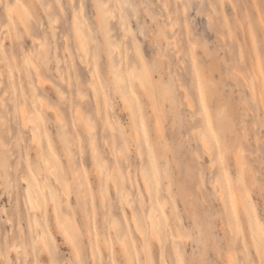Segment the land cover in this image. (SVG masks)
<instances>
[{
  "label": "rangeland",
  "instance_id": "rangeland-1",
  "mask_svg": "<svg viewBox=\"0 0 264 264\" xmlns=\"http://www.w3.org/2000/svg\"><path fill=\"white\" fill-rule=\"evenodd\" d=\"M14 1L0 0V159L6 175L4 185L0 165V264H264V0H107L109 35L125 56L121 76L133 84L127 95L135 99L134 118L112 86L95 0H42L55 19L52 25L38 0H18L30 34L7 9ZM74 13L87 34L86 59L78 56ZM160 33L165 39L154 37ZM27 54L39 62L40 82ZM128 66L150 93L138 80L130 81ZM23 106L34 123H22ZM207 110L223 123L217 136L227 146L226 161L208 130ZM35 123L40 142L32 139ZM134 128L138 140L127 143ZM201 134L209 151L203 150ZM230 147L244 162L241 175ZM40 152L54 173H33ZM54 177L67 237L57 230L49 207L44 222L51 200L40 186ZM28 182L40 208L37 230L47 235L48 247L41 248L29 228ZM233 192L251 211L252 235ZM149 209L159 219V239L151 237ZM133 214L144 234L134 229ZM119 233L129 244L123 251ZM103 236L111 249L101 244Z\"/></svg>",
  "mask_w": 264,
  "mask_h": 264
},
{
  "label": "bare ground",
  "instance_id": "bare-ground-1",
  "mask_svg": "<svg viewBox=\"0 0 264 264\" xmlns=\"http://www.w3.org/2000/svg\"><path fill=\"white\" fill-rule=\"evenodd\" d=\"M39 2H40V5L42 6V9L47 13V17H48V21L50 22V25H52V22L53 21H55V19H53V18H51V16L48 14V8H49V5L48 4H44L43 2H42V0H38ZM71 2H73L72 0H70ZM106 1L107 0H105V1H102V0H95V2H96V8H97V15H98V19H99V21H100V23H101V28L103 29V32H104V36H105V39H106V44H107V47H108V49H109V57H110V59H111V75H112V86H113V88H114V90H115V92L117 93V95H119V98H120V100H121V102H122V105L124 106V108H127L129 111H130V114L133 116V118H134V113L132 112V110H133V106H132V102L135 100V99H133V97L131 98L130 96H128L127 95V90L129 89V88H131L132 86H133V84H128V83H126V82H124V78H123V76H121V70H123V67H122V65L123 64H125L124 62H125V56H123L120 52H119V50H116L117 48L116 47H118L117 45H116V43L114 42V41H112L111 40V38H110V35H109V29H108V25L109 24H107V23H109V21H107L108 20V18L111 16H109V17H106V14L108 15V12H111L109 9H108V6H106ZM107 3H108V1H107ZM105 5V6H104ZM21 6H20V2L18 1V0H15L12 4H10L8 7H7V9H8V11H11V12H14L15 13V16L19 19V22L22 24V26H23V28H24V30L26 31V33L27 34H30V27H29V25H28V23H27V21L24 19V17H23V14H22V12H21ZM113 11V10H112ZM147 13H148V11H147ZM148 16H149V13H148ZM112 17V16H111ZM110 17V18H111ZM152 16H150L149 18H151ZM154 17H155V15H154ZM168 17V16H167ZM166 17V18H167ZM156 18V17H155ZM169 18V17H168ZM151 19H153V17L151 18ZM150 19V20H151ZM156 20H157V18H156ZM155 22V21H154ZM155 24V23H154ZM175 24V23H174ZM10 25H11V22L10 21H7L6 23H4V26L6 27H4L5 29H6V32H7V35H11V27H10ZM121 25V24H120ZM156 25H158L157 26V28H158V30L160 31L161 30V28H160V26H159V23L158 24H156ZM174 26V25H173ZM173 26H171V27H173ZM72 27L74 28V32H76L75 33V38H76V40H77V42H78V45H79V47H80V52L78 53V56H79V59H82L83 57H85V59H86V57H87V49H86V41H87V34H86V32H85V29H84V26H83V22L79 19V17L77 16V14L76 13H74L73 14V17H72ZM166 27V26H165ZM72 28V29H73ZM170 28V27H169ZM159 31H157V32H159ZM156 32V33H157ZM160 32H162V31H160ZM153 33V32H152ZM151 33V34H152ZM163 33V32H162ZM162 34L160 33V34H158V35H156V36H154V37H157V39H158V36H161ZM112 36V35H111ZM163 36V38H164V35H162ZM166 37V36H165ZM173 37V36H172ZM112 38H114L113 36H112ZM115 39V38H114ZM165 39V38H164ZM163 39V40H164ZM174 39V38H173ZM173 39H171V41L173 40ZM154 41H155V39H153ZM158 42V41H157ZM162 42V41H161ZM174 42V41H173ZM160 43V42H159ZM39 44H41V42H39ZM172 44V43H171ZM174 44H175V42H174ZM124 46V45H123ZM125 47V46H124ZM124 47L122 48V49H124ZM175 47V46H174ZM88 48V47H87ZM159 48H160V46H159ZM162 48V47H161ZM165 48V47H164ZM168 48V47H167ZM115 50H116V52H115ZM162 50V49H161ZM81 52L83 53L82 55L83 56H80V54H81ZM161 52V51H160ZM163 52V51H162ZM161 52V53H162ZM29 55L31 54V53H28ZM27 54V57H28V59H29V62H31V65H32V69H33V71L35 72V74H36V77H37V80H38V82H40L39 81V79L38 78H40V77H42L41 75H40V65H39V62H38V60L37 59H35V60H32L31 58H32V56H30L29 57V55ZM160 55V54H159ZM161 55H163V54H161ZM177 55V54H176ZM164 56V55H163ZM161 57V59H162V56H160ZM177 57V56H176ZM35 57H33V59H34ZM133 58V57H132ZM166 58V57H165ZM3 59V58H2ZM84 59V60H85ZM134 61V59H131V61ZM12 61H13V63L15 64V66L16 67H18V64H17V62H16V60L13 58L12 59ZM87 61V60H86ZM181 61V60H180ZM88 63V62H87ZM142 63V62H141ZM139 65V64H138ZM96 66V65H95ZM143 66V65H142ZM125 68V67H124ZM2 71V70H1ZM1 71H0V74H1ZM126 71V70H125ZM128 71L130 72L129 74H130V81L131 80H134V79H136V80H138L139 82H138V84H140L141 85V87L143 88V90H144V92L145 91H147V92H149L150 90L147 88L148 86H146V83H143V81H142V78H140V75H138L137 73H136V71H133V69H132V67L131 66H128ZM144 71H145V68H144ZM97 72H98V70H97ZM197 73H199L198 72V70L196 69V74ZM94 74V73H93ZM97 76H98V74H97ZM99 78V77H98ZM43 79V78H42ZM41 78H40V80H42ZM126 80H127V78H125ZM42 82V81H41ZM198 84H199V86H200V98L202 99V101H204V103H206V98H205V96H206V90H205V88H204V86H203V83H202V81L200 82V78H199V76H198V82H197ZM92 85V84H91ZM139 85V86H140ZM93 89V88H92ZM132 89V88H131ZM148 89V90H147ZM152 90V89H151ZM61 92V91H60ZM95 93V92H94ZM150 93V92H149ZM96 94V93H95ZM96 103V102H95ZM202 103V102H201ZM136 105V104H135ZM207 107V106H206ZM25 108L27 109V107H25V106H23L21 109H20V119H21V121H22V123L25 125V124H27V122H32V123H34V121H32L33 119H32V115L31 114H29V115H31V117L27 114V110H25ZM99 113V112H98ZM197 114V113H196ZM131 116V117H132ZM130 117V118H131ZM32 120H31V119ZM132 118V119H133ZM62 119V118H61ZM157 119V118H156ZM31 120V121H30ZM86 120V119H85ZM158 120V119H157ZM36 121V120H35ZM206 121H207V125H208V130L210 131V133H211V135H213L215 138H216V140L218 141V151H219V153L221 154V157L222 158H224V160L226 159L225 157H226V152H227V146L226 145H224L222 142H221V138L220 137H218L217 135L220 133V130L223 128V123L220 121V120H218V119H216L215 118V116L213 115V114H210V112H209V110H207V112H206ZM86 122H88V121H86ZM133 123H134V120L132 121ZM158 123V122H157ZM37 123H35V124H32V126H31V135H32V139L33 140H35V142H36V140L38 141V142H40V140H39V135H38V132H37V130H35V128L33 127V126H35ZM87 124V123H86ZM85 124V125H86ZM159 124V123H158ZM132 125V124H131ZM86 126H89L88 124L86 125ZM133 127H134V125H133ZM87 128V127H86ZM159 128H160V125H157V129L156 130H159ZM133 129V128H132ZM64 130V129H63ZM65 131V130H64ZM66 132V131H65ZM65 132H63V134H62V138H63V143H64V150H65V153H66V156H67V160H68V162L70 163V161H72V155L70 154L71 152H70V150H69V147H68V145L69 144H67L68 143V138L66 137V134H65ZM136 129L134 128V131H132L131 133H129L128 135H127V137H126V141H127V143L128 142H137V140H138V133L136 134ZM199 132V131H198ZM201 132V131H200ZM46 134H47V132H46ZM202 136H201V139H202V143H203V147H204V149L203 150H205V151H209V149H208V147H207V141L205 142V139L204 138H206L205 137V135L204 134H201ZM47 136H48V134H47ZM200 137V136H199ZM204 137V138H203ZM31 139V140H32ZM199 139V138H198ZM207 140V139H206ZM47 142V141H46ZM70 142V141H69ZM106 142V141H105ZM49 143H50V148H51V150H52V152H53V149H52V144H51V142H50V140H49ZM1 144V143H0ZM37 144V143H36ZM201 144V143H200ZM38 145V144H37ZM91 145H93V144H91ZM1 146H2V144H1ZM0 146V147H1ZM145 147H146V145H145ZM3 149V148H2ZM2 149H0V152H1V150ZM93 149H94V147H93ZM92 149V153H93V156H94V154L96 153V151H95V149L93 150ZM137 149H138V147H137ZM230 150H231V153L233 154V160H234V164L236 165V167L238 168V172H239V174L241 175V173H242V171H243V169H244V162L241 160V158H240V156H239V151H238V153H236V151L235 152H232V149H231V147H230ZM139 153V152H138ZM53 154L55 155V153L53 152ZM120 154H121V152H120ZM207 154H209V152L207 153ZM56 156V155H55ZM226 161V160H225ZM94 163H95V160H94ZM102 164V163H101ZM0 165L2 166V173L4 174V176L2 177V184H4L5 185V183H6V175H5V160L4 159H0ZM70 168H73L72 166H70ZM95 168H96V171L97 172H102V165H100V163H96V166H95ZM103 168H104V166H103ZM140 169V168H139ZM41 170H46V171H48V172H50L51 174L52 173H54V170L53 169H51V167H50V164L48 163V161H47V159L44 157V155H43V153H41L40 152V154H39V156H38V162H37V164H36V166H35V168H33V173L36 175V174H39V172L41 171ZM51 170L53 171V172H51ZM143 170H144V168H143ZM70 171H74L73 169L71 170L70 169ZM75 172V171H74ZM77 172V171H76ZM110 172H112V171H110ZM49 173V174H50ZM96 173V172H95ZM244 173V172H243ZM50 174V175H51ZM111 174V173H110ZM141 175H142V179H143V181H145V183L146 184H148L147 182L149 181L148 179H147V177H145L144 175H143V173L141 172ZM40 176V175H39ZM52 176V175H51ZM55 176V175H54ZM74 177V179H77V187H81V185H80V182H79V180H78V178L79 177H77V176H75V175H73ZM98 177H99V175H98ZM56 178H58V181H59V184L61 185V186H64V183H63V180H62V177L61 176H59V177H57L56 176ZM56 178L54 177V181L55 182H49V184H45V186L44 185H42V186H40V189H42V191L44 190V189H46V190H48L49 192H50V195H49V197H50V200H51V202L48 204H46L45 205V208H46V210H45V212H44V214H45V217H44V222L46 221V215H47V212H48V209H47V207H49V208H51V210H52V213L54 214V217H55V222H56V225H57V230L60 232V233H62L65 237H67L69 234L67 233V231L68 230H66V228H65V224H64V222L61 220V215H60V212H59V205H60V196H59V194H58V189H59V185H57L56 186ZM72 178V179H73ZM109 178L111 179V176L109 175ZM142 179H140L141 180V182H142ZM216 179L214 178V181H215ZM22 181V180H21ZM26 180H24L23 182H25ZM43 181V180H42ZM76 181V180H75ZM217 181V180H216ZM215 181V182H216ZM43 183H46V182H43ZM143 183V182H142ZM32 184H33V182H28V184H26V186L24 187V190H25V198H26V203L28 204V209L29 210H31L33 213H32V217H31V221H30V225L32 226H30L29 228H31L30 230H35V233H36V236H35V238H34V240H37L38 241V244H39V246L41 247V248H44V247H48V239H47V235H45V233H40L38 230H37V227H39V225H41V224H39V219H38V217H37V211L40 209L38 206H39V204H38V202H37V199H36V197L34 196V194H33V191H34V189H33V187H32ZM58 184V183H57ZM75 184H76V182H75ZM144 184V183H143ZM252 184V183H251ZM253 184H254V182H253ZM252 184V185H253ZM35 185V184H34ZM114 186H115V184H113ZM76 186V185H75ZM148 186V185H147ZM219 186V185H218ZM77 187H76V189H77ZM143 187H144V185H143ZM62 188V187H61ZM145 188V187H144ZM149 188V187H148ZM251 188V187H250ZM116 189V188H115ZM157 189V188H156ZM63 190V189H62ZM78 190V191H77ZM76 190V192L78 193L79 192V194L81 195H84L82 192H80V190H79V188ZM132 190V189H131ZM146 191H147V189H145ZM148 190H151V189H148ZM221 191V190H220ZM75 192V193H76ZM222 192V191H221ZM63 193V192H62ZM75 194L76 196L78 195V194ZM120 193H121V191H120ZM149 193V192H148ZM147 193V195H149V197H150V194H148ZM228 193V192H227ZM102 191H100L99 192V197H100V202L102 203L103 201H102V199L104 198V196H102ZM218 194V193H217ZM216 194V195H217ZM233 194H234V192H233ZM236 194V193H235ZM234 194V195H235ZM122 195V194H121ZM125 195V194H124ZM79 196V195H78ZM221 196V195H220ZM240 196V195H239ZM83 197V196H82ZM217 197H218V195H217ZM235 197V204H236V207L238 208V207H240L241 208V211H242V213H243V215H244V217H245V219H246V222H247V225H248V230H249V232L251 233H249L250 235H252V231L254 230V225H253V221H252V216H251V211H249V209L247 208V206H246V204L244 203V200L242 201V199H240V197H238L237 196V194H236V196H234ZM76 198H78L79 199V197H76ZM126 198V196L124 197V199ZM128 198V197H127ZM219 198V197H218ZM121 199H122V196H121ZM124 199H122V201H124ZM129 199V198H128ZM150 199V198H149ZM148 199V201H150ZM184 199V198H183ZM125 200H127V199H125ZM220 200H222V199H220ZM127 202V201H126ZM125 205H131V204H127V203H125V201L123 202ZM163 203V202H162ZM161 203V204H162ZM191 204V203H190ZM81 205H83V204H81ZM164 205H165V202H164ZM163 205V206H164ZM42 206V205H41ZM40 206V207H41ZM166 206V205H165ZM131 207V206H130ZM130 207H128V209L130 208ZM37 208H38V210H37ZM132 208V207H131ZM130 208V209H131ZM151 208H153L152 210L154 211L155 209H154V207H151ZM151 210V211H152ZM131 211V214H132V210H130ZM152 211V212H153ZM149 212H150V209H149ZM148 212V213H149ZM152 212H150V214H148V217H149V220H150V223H149V225L151 224V237L152 238H155V239H159L160 238V235H158V234H160L158 231V227H159V225H160V222L158 221L159 219H157L156 217H154L153 215H154V213L155 212H153V214H151ZM156 213H157V211H156ZM174 214V213H173ZM225 214V213H224ZM157 215H158V213H157ZM170 216V215H169ZM147 217V216H146ZM172 218H173V216H171ZM132 218H133V221H132V223L134 222V225H133V227H134V229L136 228L137 229V231H142L141 232V234H144V231L143 230H141V227H140V225H139V222H138V220H137V217H136V215H132ZM132 218H131V220H132ZM148 220V221H149ZM253 220H255V218L253 219ZM172 221H175V220H172ZM199 221V220H198ZM227 223V222H226ZM46 224V223H45ZM113 224V223H112ZM115 224H113V226H114ZM116 226V225H115ZM115 226H114V228H115ZM173 226V225H172ZM40 229V228H39ZM46 229H47V224H46ZM174 229V228H173ZM114 230V229H113ZM43 231V230H42ZM45 231V230H44ZM116 231L117 232H119V228L116 226ZM128 231V230H127ZM88 232H89V230H88ZM47 234L49 233V230L47 229V232H46ZM137 233V232H136ZM176 233V232H175ZM68 234V235H67ZM118 234V233H117ZM138 234V233H137ZM154 234V235H153ZM177 234V233H176ZM179 234V233H178ZM139 235V234H138ZM88 236V235H87ZM119 236L120 237H118L117 238V243H118V247L120 246L121 248H120V250L122 249V251L123 250H125L128 246H129V244H128V246L126 247L125 245H124V239L122 238V236L120 235V233H119ZM178 236V235H177ZM95 237V241H94V244H95V246H96V249H98V250H100V245H99V240H98V238H97V236H94ZM114 237H115V234H114ZM184 237V236H183ZM252 237V236H251ZM116 238V237H115ZM130 238V237H129ZM142 238V237H141ZM176 238V237H175ZM185 238V237H184ZM253 239H254V236H253ZM252 239V240H253ZM179 240V239H178ZM255 241L253 242L254 243V247H255V249H256V251H258V243H257V241H256V239H254ZM72 242V241H71ZM91 242V241H90ZM101 244H103L104 245V248H108V249H111V244H109V243H107V241H106V239H105V237L103 236V238L101 239ZM143 242V244H144V241H142ZM147 242V241H146ZM159 245V244H158ZM90 246V245H89ZM92 246V245H91ZM143 247L145 246V245H142ZM17 246H15V248H16ZM21 247V246H20ZM126 247V248H125ZM13 248V247H12ZM14 248V249H15ZM142 247H140V249H141ZM92 249V248H91ZM13 250V249H12ZM76 250V249H75ZM142 250V249H141ZM15 252H16V250H14ZM128 251V250H127ZM77 252V251H76ZM143 252V251H142ZM78 253V252H77ZM122 253V252H121ZM123 253H125V251L123 252ZM122 253V254H123ZM16 254H17V252H16ZM129 254V253H128ZM131 254V253H130ZM124 256H125V254H124ZM126 256H129V255H126ZM126 256H125V258H126ZM78 259V258H77ZM130 260V259H129ZM128 261V260H127ZM131 262V261H130ZM147 262V261H146ZM128 263V262H127ZM77 264V263H76Z\"/></svg>",
  "mask_w": 264,
  "mask_h": 264
}]
</instances>
